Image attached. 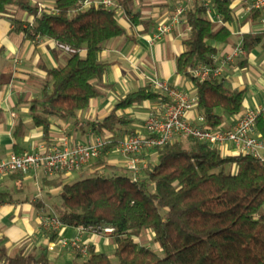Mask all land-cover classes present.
<instances>
[{
    "label": "trees",
    "instance_id": "obj_1",
    "mask_svg": "<svg viewBox=\"0 0 264 264\" xmlns=\"http://www.w3.org/2000/svg\"><path fill=\"white\" fill-rule=\"evenodd\" d=\"M81 1L57 0L53 13H39L38 4L30 0H0V19H9L25 38L40 36L85 49L83 55L66 54L65 66L48 71L50 91L45 90L33 105L35 123L46 135L50 118L78 121L80 113L103 95L107 64L98 54L107 42L127 36L118 11L133 26L148 28L136 8L142 0H119L114 9L92 6L77 11ZM186 1L192 3L183 16L190 33L177 70L194 82L206 127L219 129L224 117L241 114L244 91L219 80L200 82L188 71L211 64L216 53L212 43H227L231 38L236 18L233 3L209 0L222 18L219 24L208 19L205 0ZM15 8L27 13L28 19L17 17ZM258 41L259 36L245 35L244 49L250 52ZM146 101L170 102L162 92L141 89L122 99L105 119L92 123L94 132L103 135L129 127L131 121L118 113ZM257 127L264 137V113ZM142 156L149 168L139 183L132 181L126 169L113 171L104 157L81 170L72 182L44 177L49 186L61 190L55 211L63 224L115 229L111 236L116 245L114 259L91 248L78 264H264V161L250 155L223 156L218 149L193 139L174 141ZM230 166L236 168L235 174L226 173ZM15 176L22 179L23 174ZM146 230L153 232L164 256L139 246L137 239ZM0 264L53 263L45 253L9 255L0 240Z\"/></svg>",
    "mask_w": 264,
    "mask_h": 264
},
{
    "label": "crops",
    "instance_id": "obj_2",
    "mask_svg": "<svg viewBox=\"0 0 264 264\" xmlns=\"http://www.w3.org/2000/svg\"><path fill=\"white\" fill-rule=\"evenodd\" d=\"M30 1L53 8L57 0ZM144 1L137 2L136 8L141 14V20L148 23V28L133 26L129 18L121 13L119 20L127 36L107 42L98 54L99 60L107 64L104 76L107 87L103 89V95L94 99L91 106L80 113L78 121L74 118H50L47 135L35 123L33 105L43 97L45 90L50 91L52 82L48 71L65 66L66 54L57 50L52 40L43 37L27 39L23 33L15 30L9 19H0V161L12 153L30 152L38 146L52 148L61 145L65 138L71 144H76L100 135L94 132L92 123L105 119L129 94L144 88L160 93L154 88L155 81L167 82L183 90L190 99L197 100L194 82L177 70L178 58L186 51L184 41L190 33L184 19L163 40L154 44L150 42L159 25L180 4L189 6L191 1L171 0L174 1L173 5L168 4L169 0ZM233 9L236 18L230 28L232 36L227 43H212L216 49L213 57L217 58L218 65L237 48L244 50V54L225 65L218 79L226 87L244 91L241 112L244 113L257 109L264 102V9L248 13L244 0L233 3ZM241 17L245 19L243 22ZM22 19L27 20L28 16ZM245 35L260 37L250 52L244 49ZM43 82L47 84L43 85ZM166 106V103L146 101L120 111L118 115L129 119L130 126L102 136L123 139L131 133L146 135L145 123L149 115L152 112L160 113ZM199 116L198 107L187 112V119L191 122H196ZM234 120L224 117L221 128L231 129ZM224 150L220 151L223 156L236 155L230 145ZM262 155L264 157V152ZM103 157L113 166V171H125L124 158L121 156L109 151ZM13 175L6 176L0 182V240L9 255L25 251L35 255L45 253L53 264L82 262L83 257L78 251L63 249L58 245L59 237L79 239L81 245L93 248L96 253L107 254L110 248L115 252L116 246L111 237L98 238L67 225L58 235L47 233L41 225V210L48 208L56 212L55 206L61 190L49 186L43 175L39 179L34 172L23 174L22 179ZM79 176L80 173L75 179ZM53 243L57 247L51 251Z\"/></svg>",
    "mask_w": 264,
    "mask_h": 264
},
{
    "label": "built area",
    "instance_id": "obj_3",
    "mask_svg": "<svg viewBox=\"0 0 264 264\" xmlns=\"http://www.w3.org/2000/svg\"><path fill=\"white\" fill-rule=\"evenodd\" d=\"M235 3L237 0H228ZM248 13L264 9V0H244ZM39 13L52 8L38 4ZM92 6H103L109 9L118 7L115 0H82L77 11L88 9ZM206 15L209 20L222 24V18L216 14L209 0L204 1ZM120 11V10H119ZM118 11V12H119ZM187 6L180 4L169 18L161 23L151 39L154 44L173 33L177 24L181 23ZM30 18L29 21H31ZM40 37V36H39ZM57 50L65 54L83 55L85 49L74 48L58 40H52ZM244 54L242 48H237L234 53L225 57L216 65L217 58L212 56L211 64H199L189 68L190 76L200 82H213L222 75L226 64L234 61L236 57ZM154 88L164 93L169 98V104L159 112H152L145 123L146 135H128L123 139L96 135L84 143L71 144L64 139L61 145L47 148L35 147L30 152L22 154L12 153L0 161V182L8 175L28 174L30 172L41 173L44 177L55 178L64 174H71L83 170L91 163L99 160L107 152H112L124 158L125 169L131 173L132 181L139 183L141 177L149 168V162L142 155L165 146L180 139H193L200 143L224 152L228 145L232 146L236 155H250L264 161V137L259 134L257 121L264 113V102L255 110H247L234 117V125L231 129H210L206 127L202 115L196 122L187 119V112L198 106V101L190 99L181 89L172 87L167 82L155 81ZM41 225L49 234L58 235L66 225L60 220L56 212L51 209L41 210ZM81 233H88L98 238H110L115 229L112 227L89 226L78 228ZM58 245L63 249L71 248L78 251L83 258L89 256V248L81 245L79 239L69 240L65 237L58 238ZM57 244H51L50 250L54 251Z\"/></svg>",
    "mask_w": 264,
    "mask_h": 264
},
{
    "label": "rangeland",
    "instance_id": "obj_4",
    "mask_svg": "<svg viewBox=\"0 0 264 264\" xmlns=\"http://www.w3.org/2000/svg\"><path fill=\"white\" fill-rule=\"evenodd\" d=\"M151 0H145L144 3H150ZM119 3V0H117V4ZM174 1H171L169 0V5H173ZM14 12L16 13L17 17L19 18H23V17H26L27 16V13H22L21 11H19L17 8L13 9ZM121 13L122 11H119L118 12V18L121 19ZM246 15V14H244ZM243 15V16H244ZM263 17H264V12H263ZM245 19L244 17H241V21L243 22ZM50 82L51 79H50ZM43 85L47 84V82H43L42 83ZM42 86V85H41ZM188 140V139H186ZM186 140H183V141H186ZM153 162L155 163L156 162V159L155 157L153 158ZM88 166L86 168H84L83 170H87ZM81 171V170H80ZM78 171V172H75V173H71V174H64V175H60L59 177H57L56 179L58 180H62V179H65V180H68L70 182L76 180L75 177L79 174V173H82L84 171ZM226 173L228 174H235L236 173V168L235 167H228L226 169ZM122 174H125V173H122ZM127 175L131 176V173L129 172H126ZM38 177L39 179H42V174L39 173L38 174ZM80 177V176H79ZM114 244V242H112ZM137 243L139 244V246L141 247H146V248H149L151 249L153 252H155L156 254H158L159 256H164L165 253L164 251L161 249V247L155 242L154 240V234L151 230H146V231H143L142 234L139 236V238L137 239ZM115 245V244H114ZM116 246V245H115ZM110 251H108V255L111 256L113 259H114V252L111 251L112 249L110 248L109 249ZM80 263V262H79Z\"/></svg>",
    "mask_w": 264,
    "mask_h": 264
}]
</instances>
